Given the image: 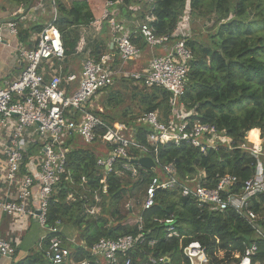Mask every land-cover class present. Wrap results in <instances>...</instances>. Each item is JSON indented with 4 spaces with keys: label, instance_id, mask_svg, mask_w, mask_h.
Returning a JSON list of instances; mask_svg holds the SVG:
<instances>
[{
    "label": "trees",
    "instance_id": "obj_1",
    "mask_svg": "<svg viewBox=\"0 0 264 264\" xmlns=\"http://www.w3.org/2000/svg\"><path fill=\"white\" fill-rule=\"evenodd\" d=\"M7 1L19 7L29 5L33 0ZM54 1L57 3L58 18L53 24L60 30L66 56L70 57L77 53L81 40L77 30L90 27L102 17L103 7L105 9L107 6L110 7L108 11L119 10L117 16H110L109 19L113 18L118 24L131 30L132 41L141 49L142 54L146 50L151 53V48L137 31L136 23L146 16H153L151 26L155 34L172 35L185 15L188 0H154L152 3L149 0H102L99 3H95V0H72L69 7L62 0ZM190 6L192 16H214L216 28L209 44L188 39L193 59L190 61L182 102L188 112H195L190 118L192 122L197 120L216 128L219 136H226L231 142L218 141L206 153L186 142L180 146L161 145L158 156L162 165L175 167L180 182L191 177L206 188H216L220 178L226 175L236 176L239 182L232 191L240 194L244 191L246 181L254 176L258 165L256 157L240 146L247 142L250 134L254 136L253 133L264 145V0H190ZM250 10L253 18H250ZM42 30L40 25L25 29L21 24L18 37L25 42ZM109 53L115 54V48H111V43L102 41L94 46L89 56L100 60ZM161 53L157 48L153 56ZM132 63L134 62L129 64ZM116 64L120 65L121 62L117 61ZM128 81L135 82L144 90L139 92L140 97L137 99L141 108L138 117L132 116L135 112L130 107H123L125 101L120 98L121 93H110L107 97L108 105L113 109L118 108L117 112L108 114L104 110L100 114L98 110H94V113L101 115L111 127L120 123L133 127L135 140L140 145L148 146L151 129L137 120L151 112H157L160 121L168 120L172 114L169 103L171 94L162 88H147L142 81L132 78L120 79L123 83ZM113 87L114 85L101 93ZM79 144V137L73 135L65 145L68 150V174L63 177L61 189L51 200L48 212L49 226H55L58 221L62 224L64 243L72 250L73 263L69 264H79L85 260L91 264H107L91 255L92 246L102 238L118 239L126 235H138L141 233L138 222L141 215L142 233L146 236V242L129 253L134 264H145L150 258H169L168 264H191L184 254V248L193 241H198L203 246L208 264H242L245 258L249 264H264V237L258 236L241 214L232 209L218 212L210 210L208 206L200 208L194 198L184 197L180 188L159 190L155 205L145 211L141 205L136 214V223L128 225L123 204L142 192L145 195L149 181L156 176L163 177L160 171L150 170L144 182L132 178L130 173L123 176L112 173L107 177L108 191L103 193V171L97 166L96 155L99 148L96 145L82 147ZM128 155L132 159L142 157V153L135 148H129ZM263 155L259 154L260 161H263ZM125 162L127 161H118L115 171ZM83 178L86 183L82 181ZM95 191L99 195L97 206L100 212L91 215L87 213V206L96 204ZM70 195L73 200H68ZM250 207L257 214L258 226L264 234L261 215L264 192L250 200ZM128 211L131 215L132 212ZM170 217L176 221L177 237L168 238L166 227L155 222L156 219ZM69 230L80 232V243L72 245L68 240L71 234ZM50 238L51 235L47 234L46 239L40 241L29 256L13 264H52L46 256ZM152 241H156L153 246L150 245ZM251 244H256L257 252L254 256L247 257L246 252Z\"/></svg>",
    "mask_w": 264,
    "mask_h": 264
},
{
    "label": "built area",
    "instance_id": "obj_2",
    "mask_svg": "<svg viewBox=\"0 0 264 264\" xmlns=\"http://www.w3.org/2000/svg\"><path fill=\"white\" fill-rule=\"evenodd\" d=\"M149 1L152 3L154 0ZM42 8L43 4L41 9L38 6L34 9L44 12ZM26 13L6 23L0 22V46L9 45L5 33L17 37L19 25L27 19L33 20ZM108 17L107 12L104 18ZM153 22V16H146L136 23L137 31L151 50L159 48L162 51L161 55L152 57L142 76L126 73L127 64L137 61L142 51L132 41L131 30L114 19L110 21V43L116 53H109L100 60L87 57L78 74L64 76L63 67L57 66L67 56L62 34L54 24L35 34L32 47L20 49L19 46L24 69L17 80L8 84L7 88L0 89V214L13 219L14 225L13 233L6 239H0V257L11 258L16 254L21 234L29 229V218H32L51 235L46 256L52 264L73 263L72 250L64 243L61 222L58 221L55 226L48 225L50 202L58 195L63 177L68 174V150L65 145L73 135H77L84 145L99 148L96 155L97 166L103 171V193L108 191L107 177L112 173L117 176L130 173L132 178L145 181L150 169L134 165V159L128 155L129 148H135L142 153V157L153 159L155 171H160L163 176L153 177L149 181L142 203L143 211L155 205L159 190L180 188L182 195L194 198L200 208L208 206L210 210L218 212L235 210L256 230L258 236L264 237L258 226L257 214L250 207V200L264 192V162L260 161L258 154L254 155L258 160L256 172L246 181L240 194L232 191L239 182L236 176L226 175L219 179L216 188H206L191 177L180 182L173 165L161 164L158 156L161 145L180 146L186 142L206 153L218 141L230 143L231 140L219 136L214 127L197 120L192 122L190 118L195 112H188L182 102L190 61L193 59L184 23H179L172 35L157 36L151 26ZM117 61L121 64L117 65ZM118 76L142 81L147 88H162L171 94L169 103L172 114L168 120L160 121L157 112L144 114L137 120L151 129L148 146L140 145L135 140L133 127L120 123L113 128L101 115L94 113V107L89 106L104 89L114 85ZM97 110L100 114L104 113L102 107H97ZM34 151H40V154H34ZM120 160L127 162L115 171ZM82 181L86 183L84 178ZM94 195L96 204L87 206V213L91 215L100 212L97 206L98 192L95 191ZM73 199L72 195L68 197V200ZM261 215L264 223V207ZM138 222L141 233L118 239L102 238L92 246L91 255L107 264H134L129 253L146 242V236L142 233V215ZM155 222L166 227L168 238L179 236L173 217L156 219ZM16 233L19 236L15 238L13 234ZM155 243L152 241L150 245ZM256 252V244H251L246 256H254ZM184 254L191 264H195L196 260L200 264H208L205 250L198 241L189 243L184 248ZM202 256L204 261H200ZM79 264L91 263L85 260ZM145 264H165V259L150 258Z\"/></svg>",
    "mask_w": 264,
    "mask_h": 264
},
{
    "label": "rangeland",
    "instance_id": "obj_3",
    "mask_svg": "<svg viewBox=\"0 0 264 264\" xmlns=\"http://www.w3.org/2000/svg\"><path fill=\"white\" fill-rule=\"evenodd\" d=\"M37 1V0H36ZM235 2H238V0H234ZM46 2V1H45ZM62 2L67 5L68 7L72 4V0H62ZM99 3L102 2V0H95V3ZM8 4L10 6H13L14 4L8 2L7 0H0V14H3L5 12L11 11V9H9ZM39 4V5H38ZM45 4V3H44ZM38 8L41 9V3L39 1V3H37ZM6 7V8H5ZM5 8V9H4ZM46 10H44L45 17L40 18L39 20L36 21V23H32L29 24L27 22V24L29 26H36V25H40L43 27V29L49 25V24H53L55 20H57L58 18V8H57V3L54 0H49V3L46 4ZM110 8V7H109ZM108 8V6L104 9L103 7V15L102 17H100L97 22L95 24H93L90 27H82L79 28L77 31L78 33L81 35V40L77 49V53L73 54L72 56L68 57L65 59V61L63 63H59L58 67H63V75L66 76L69 73H80V71L83 68V63L85 61V59L87 57H89L90 53L92 52L94 46L98 43V42H102L104 41L105 43H110V33H111V29H110V21L113 19H109L110 16L112 17L117 16L119 13V10L114 9L111 11ZM9 9V10H8ZM185 15L181 18V22L183 20L184 26L186 27L185 33L186 35L189 37V39L192 40H197L201 43H206L209 44L211 43L210 38L211 35L214 34L215 32V28H216V19L215 17H210L209 14H202V15H194L192 16L190 14L191 12V6H190V0L187 1L186 4V9H185ZM251 11V10H250ZM31 15L32 12H36V9H30ZM108 12L109 17L108 18H104V16L106 15V13ZM122 13V12H121ZM196 14L198 12H195ZM39 14V16L44 15L42 13H37ZM123 14V13H122ZM122 18V15L120 16ZM232 17V16H231ZM120 18V19H121ZM250 18H253V12L251 11V15ZM118 20H120L119 18H117ZM106 20H108V24L105 22ZM115 20V19H114ZM104 27H103V23ZM115 22L117 23V21L115 20ZM130 22V21H128ZM103 27V29H102ZM102 29V31H101ZM81 45H84L83 47ZM82 47V49H80ZM146 50V49H145ZM153 51V50H152ZM151 53L148 52L147 50L145 51L144 54H142L141 58L132 63V64H127V66L125 67L126 73H128V75H143L144 72L146 71V69L148 68V64L151 60V58L153 57L154 51ZM124 78L123 76H118L116 77V81L114 83V87L113 89H110L109 91H106L105 93H101L99 95H97L92 101L91 104L89 105L90 107H94L95 110H97V107H103L104 110L110 114V113H115L117 112L118 108L113 109L111 108L112 106L108 105L107 102V97L110 93H121L120 98H122L125 101V106L123 107H130L135 113L132 115L133 117H138L139 113L141 112V108L139 107V102H138V98L140 97V91L143 92L144 90L140 87L137 86L135 82L133 81H128V82H120V79ZM133 79V78H132ZM130 80V79H129ZM137 87V90L135 89ZM138 96L137 98L134 97ZM119 98V99H120ZM120 99V100H122ZM118 100V101H120ZM118 125V124H117ZM117 125L113 128H116ZM79 145H81L82 147H86L82 141L79 139ZM244 151H248L249 153H252V155H256V154H260L263 153L264 154V145L263 142L258 140V136H252L250 134L249 138L247 139V142L242 144L240 146ZM34 154H40V151H34ZM264 156V155H263ZM263 162H264V157H263ZM144 200V192H142L140 195L138 194L135 198L130 199L128 201H126L123 204V211L125 213V216L127 217L125 219L126 223L128 225H134L136 223V214H138V212L140 211V207L143 203ZM130 210L133 214L130 215V213H128ZM41 231H44V233L46 234L47 231H45L44 229H41ZM43 233V234H44ZM71 233L73 234V236H69L70 239H68L72 245H75V243H80V232L77 231L76 233V238H75V230L71 231ZM66 235H69V233H66ZM3 239V238H0ZM42 242V240H41Z\"/></svg>",
    "mask_w": 264,
    "mask_h": 264
},
{
    "label": "crops",
    "instance_id": "obj_4",
    "mask_svg": "<svg viewBox=\"0 0 264 264\" xmlns=\"http://www.w3.org/2000/svg\"><path fill=\"white\" fill-rule=\"evenodd\" d=\"M39 1L41 4H43L42 10H46L45 7L46 4L49 3V0H33L27 6L21 5L19 7L14 5L10 6L8 4V8L11 9V11L0 14V22L9 20L11 18H18L27 11L26 14H28V18H32L33 20L27 19V21L22 23V25L23 28L29 29L30 26L27 24V22H30L29 24L36 23L37 20L45 17L46 13L42 12L41 10H36L35 13L32 12L33 15H31V12H29L30 9L36 8L38 6L37 3H39ZM37 13H42L44 15L39 16V14ZM35 34L37 33H34L31 37L28 38L27 41L22 42L18 36L15 37L10 35L9 33H5L6 42L9 43V45L4 44L0 46V89L7 88L8 84L17 80L21 75L25 64L23 63V61H21L18 48L19 46L20 49L22 47H32V39ZM29 221V229L21 234L20 242L17 244L16 255L11 258L0 257V264H13L17 261L25 259L32 253L33 250H35L36 246L47 235V233L45 234L44 231H41V229L44 228H42L34 219L29 218ZM13 227V219L7 217L6 215L0 214V238L6 239L7 237H9L11 232L13 233ZM69 232L71 231L69 230ZM76 233L77 231L75 230V238L77 236ZM13 235L15 238L19 236L17 235V233ZM69 236L72 237L73 234L71 233ZM201 261H204V257H201Z\"/></svg>",
    "mask_w": 264,
    "mask_h": 264
},
{
    "label": "water",
    "instance_id": "obj_5",
    "mask_svg": "<svg viewBox=\"0 0 264 264\" xmlns=\"http://www.w3.org/2000/svg\"><path fill=\"white\" fill-rule=\"evenodd\" d=\"M11 20H13V19L11 18L9 20H5V21H1V22L6 23L7 21H11ZM132 163L134 165H136V166H140V167H143V168H146V169H150V170H153V171L156 170L155 162L153 161V159H151L149 157H141L139 159H134L132 161ZM247 240L250 241V238L247 237ZM168 263H169V258H165V264H168ZM195 264H200V263H199L198 260H196Z\"/></svg>",
    "mask_w": 264,
    "mask_h": 264
},
{
    "label": "clouds",
    "instance_id": "obj_6",
    "mask_svg": "<svg viewBox=\"0 0 264 264\" xmlns=\"http://www.w3.org/2000/svg\"><path fill=\"white\" fill-rule=\"evenodd\" d=\"M253 135H255V133H253ZM242 264H249V261L247 258H245L243 261H242Z\"/></svg>",
    "mask_w": 264,
    "mask_h": 264
},
{
    "label": "bare ground",
    "instance_id": "obj_7",
    "mask_svg": "<svg viewBox=\"0 0 264 264\" xmlns=\"http://www.w3.org/2000/svg\"><path fill=\"white\" fill-rule=\"evenodd\" d=\"M203 257V256H202ZM200 261H201V257H200Z\"/></svg>",
    "mask_w": 264,
    "mask_h": 264
}]
</instances>
